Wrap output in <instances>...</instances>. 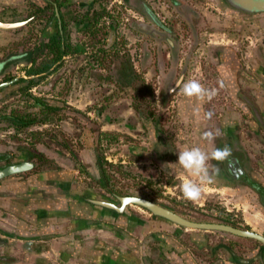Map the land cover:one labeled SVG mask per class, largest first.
<instances>
[{
  "label": "crops",
  "instance_id": "0c3cea01",
  "mask_svg": "<svg viewBox=\"0 0 264 264\" xmlns=\"http://www.w3.org/2000/svg\"><path fill=\"white\" fill-rule=\"evenodd\" d=\"M20 1L0 0V6H30L28 0ZM139 1L142 8L144 0ZM217 4L220 11H227L220 0ZM211 35L218 41L211 43ZM245 38L210 34L213 51L198 66L191 70V64L173 56L169 69L156 74L165 79L162 84L156 82V89L151 86L153 105L173 115L174 126H163L159 135L168 142L166 152V146L155 147L156 133L141 123L130 106L121 115L115 113L114 105L125 101L119 95L124 84L90 88L93 97L87 103H99L94 115L103 120L98 129L89 126L78 135L77 165L58 163L59 157L53 161L43 146L35 150L51 160L54 168L37 172L31 168L0 180V264H264V245L253 244L239 252V247L229 244L228 252L221 247L228 242L210 236L215 232L189 230L137 206L118 213L100 205L102 201L119 206L116 196H124L101 187L97 164L101 146L109 163L137 165L144 156L161 158L165 173L181 183L191 177L177 164L179 150L199 146L211 152L227 146L232 152L229 158L209 161L210 168L219 172L214 183L204 185V195L214 193L228 213L241 214L248 230L264 236V47L252 37L244 45ZM188 80L216 89L217 94L210 101L188 98L177 87ZM109 93L118 95L109 100ZM207 112L213 113L211 119L205 118ZM136 126L144 138L141 148L125 154L112 152L121 140L126 141L123 147L128 146L134 137L131 128ZM217 129L220 135L213 142L202 139L203 132ZM25 152L11 148L0 154L9 158L18 153L16 158H23L19 163L32 164Z\"/></svg>",
  "mask_w": 264,
  "mask_h": 264
},
{
  "label": "rangeland",
  "instance_id": "374dc122",
  "mask_svg": "<svg viewBox=\"0 0 264 264\" xmlns=\"http://www.w3.org/2000/svg\"><path fill=\"white\" fill-rule=\"evenodd\" d=\"M217 1L144 0L145 9L156 17L160 22L158 25L150 16L148 17L141 11V6L135 0H95L92 6L93 13L90 11L88 14L94 20L96 27L89 31V34L80 30L76 35L81 52L69 55L70 57L66 56L61 67L52 75L43 80L35 79L36 84L30 90V94L33 96L57 99L63 108L53 114L50 113L51 116L47 115L52 119L49 124H39L26 129H17L8 121L0 120V152H8L11 148H15L17 151L23 149L32 151L45 146L47 157L50 156L51 159L59 157L58 163L64 165L72 164L74 166L73 161L77 165L76 139L78 135L89 126L98 129L100 126L98 124H101L103 120L102 117L94 115L100 109L97 107L99 103L95 106L93 103H87L93 97L89 92L90 88L97 84L110 86L123 83L121 77L116 74L117 69L111 63V56L101 59L102 54L97 51L99 48L97 40H101V43L104 39L107 40L109 37L107 33L110 30L113 31L114 39L118 43L115 50L128 54L135 71L153 88H155L154 85H158L157 81L161 84L164 81V76L158 78L156 74L169 69L173 63V56L181 59L183 64H191V70L198 66L206 58V53L213 51L209 49L211 47L210 34L226 33L227 37L240 38H245L248 35L246 40H243L244 45L249 42L248 37H252L258 39V44L264 47V15L252 16L243 12L238 14L222 12L218 9ZM17 2L21 1L17 0ZM32 9L27 4L15 9H6L0 14V20L7 23L22 22L30 15ZM62 9L66 32L70 29L73 20L75 21L77 18L84 20L86 17L84 14H86L87 6H83L82 3H75ZM188 9L194 12L192 13ZM46 22L40 20L33 22L32 20L17 30H4L5 34L0 35V57L4 52L14 53L30 48L34 44L45 42L47 38L42 32L47 27ZM89 22L91 23V21ZM165 30L168 31L166 38L170 40L171 44L176 45L175 53L165 40L163 35ZM2 31L0 30V34H3ZM210 37V39L215 38L214 35ZM215 41L218 39H213L211 43ZM91 44L94 46L91 47ZM255 45H257V41H255ZM108 52L110 53V51ZM187 56L190 57V62L186 61ZM161 65L164 67L161 68ZM26 69L24 64L10 67L6 71L7 76H25ZM2 79L3 77L0 76V83ZM123 87L124 89L119 95L121 98H125V101L121 102L120 106L114 105L116 106L115 113L120 115L134 102L133 87L127 84H124ZM111 94L109 93L106 98L112 100V97L118 95L113 93L115 95L110 97ZM102 96L101 93L97 100H101ZM158 109L152 102L150 107L152 116L159 120L162 127H173L171 111L164 112V110ZM15 110L18 111V114L31 113L39 116L37 110L30 103L23 102L20 93L2 94L0 116ZM134 129L135 132H133ZM131 130L134 137H131V141H127L128 146L123 147L122 145L126 141L121 140L123 143L120 146H115L116 149H113L112 152L123 151L125 154L129 150L131 152L132 149L141 148L139 144L144 138L139 134L137 126ZM131 138L128 137L129 140ZM99 153L103 157L104 147L101 146ZM144 157L141 164L123 165L115 161L117 163L112 164L118 167L107 168L110 175L113 176V180H110L112 193L138 194L142 198L173 209L176 213L194 222L216 223L219 220H228L240 227H247L241 214L228 213L227 207L220 204L221 200L214 193L210 195L203 193L201 199L196 202L186 199L181 190V180L173 179L165 173V162L160 160L161 158L155 157L152 160L148 156ZM83 159H86V152H83ZM80 169L82 170L84 167L82 166ZM210 236H217L216 240L220 239L221 242L236 245L232 247L233 249L239 247V252L245 247L256 244L250 240L237 239L236 236L226 233L215 232Z\"/></svg>",
  "mask_w": 264,
  "mask_h": 264
},
{
  "label": "trees",
  "instance_id": "16d2710c",
  "mask_svg": "<svg viewBox=\"0 0 264 264\" xmlns=\"http://www.w3.org/2000/svg\"><path fill=\"white\" fill-rule=\"evenodd\" d=\"M135 1L140 6V1L139 0H135ZM220 1L222 2L224 0H220ZM83 2L85 4L91 5L92 3H94V0H85V1L61 0L57 2L54 0H28V3L33 9L30 15H28L24 20H22V22L26 24L32 20L33 22H36V20H40L45 22L47 21L46 22L47 25L50 24L52 26L48 28L45 27L46 31L43 30L42 32V34H44V37L47 38L46 42L40 44H34L30 48H26L21 51H16L14 53L4 52L3 55L0 57V76L3 77L1 83H9L7 86L0 88V98L2 94L14 95L16 93H20L23 102L30 103L31 106L37 110L36 112L39 113V116L31 113H26V115L18 114L17 113L18 111L15 110L14 112L12 111L9 112L8 114H3L2 116H0V120L8 121L13 126L17 127V129H26L39 124L41 125L49 124V122L52 121V119L49 118L47 115L51 116L53 112L57 110H61L63 108V106H61L60 102L57 99L55 100L53 98L33 96L30 94V90L31 87H33L36 84L35 79L43 80L47 76L52 75L57 71V69L61 67V65L64 62V58L66 56L74 55L81 52V48L78 44L76 35L80 30L84 33L87 32L89 34V31H91L96 27V25L93 22L94 20L91 17H88V12L86 11V14H84L86 15L85 19L78 20L77 18V20L76 19L75 21L73 20V23H71L70 25V29L68 30V32H66L64 20L60 19L61 16L57 17V14L55 12V6L57 8L60 7L61 5L67 7L75 3H83ZM234 7L232 6L231 3L229 4L228 6L229 10L227 9L229 13L233 12L238 14L239 12H243V13H248L252 16L264 15V13H251V12L243 11L240 8L236 9ZM6 9H10V8L0 6V14L3 13ZM141 11L144 12V14H146L148 17L150 16L149 12L145 9V6H142ZM0 21L3 22L2 20ZM89 21H91V23ZM19 28H21V26L9 30H17ZM107 34H109L110 38L108 37L107 40L104 39L103 43L100 42L101 40H97L99 45L97 51L102 54L101 59L111 56L110 57L111 63L112 65L114 64L115 68L120 74V77L123 82L122 84H127L133 87L134 102L133 104L131 103L130 107L132 108L134 114L137 115V117L140 119L141 123L144 126L148 125L149 130L156 133L154 134L155 137L153 138L152 141L155 147L161 148L163 146H166L164 149V152H166L168 149V142L162 140L161 136H159L163 132L162 126L160 125L159 120L154 118L152 116V113L150 112V107L153 102L152 89L150 85L147 84L133 68L131 57L126 53H121L118 50H115L116 45L114 41L115 39L113 36V31L110 30L108 31ZM167 34L168 31L166 30L163 31V35L165 36L166 42L170 44L171 50L175 53L176 45L171 44L170 40L166 38ZM116 44L118 43L116 42ZM90 46L93 47L94 44H91ZM108 51H110V53ZM20 64H24L27 67L25 71L26 72L25 76H18V77L7 76L6 71L9 70L10 67ZM92 133H95V131L93 130ZM19 151L25 152L22 150ZM174 152L175 151L173 150L172 155H175ZM25 153L29 159V162L32 163L33 166L32 169L30 170L31 172H37L39 170H45V169H52L55 167L51 160L45 157V155L36 152L35 150L31 151L29 149V151ZM17 155L18 153H15V155H12V157L8 158V155L0 154V163L1 162L3 163L1 164L0 167L4 168L8 165L21 164L19 162H21L23 158L21 157L16 158ZM97 164L100 169V175H101L100 182L103 183L101 184L102 185L101 187L102 188L104 187V189L112 192V189L110 188L111 187L110 180H113V176L110 175V172L107 170V168L113 169L118 166L104 160L101 154L97 155ZM121 195L139 196L138 194L135 193H131V194L129 193V195L128 194H121ZM232 227L241 230H245V229L248 230V228L246 227H240V226H232ZM247 240L256 242V244H260V246H262V244L258 241L252 239H247ZM253 259L256 258L254 257Z\"/></svg>",
  "mask_w": 264,
  "mask_h": 264
},
{
  "label": "clouds",
  "instance_id": "9594fccd",
  "mask_svg": "<svg viewBox=\"0 0 264 264\" xmlns=\"http://www.w3.org/2000/svg\"><path fill=\"white\" fill-rule=\"evenodd\" d=\"M177 87L182 89L183 94L188 98H195L198 101L211 100L217 93L216 89L205 88L196 80L187 82H178ZM213 113L207 112L206 119H211ZM220 135L219 129L214 131H205L202 133V139L213 142ZM231 149L227 146L224 148H215L211 152L205 151L202 147L194 146L179 150V166L188 173L189 179H184L181 184L183 196L196 202L201 199L204 193V185L215 182V177L219 169L210 168L209 161L216 160L222 162L231 156Z\"/></svg>",
  "mask_w": 264,
  "mask_h": 264
},
{
  "label": "water",
  "instance_id": "95a60500",
  "mask_svg": "<svg viewBox=\"0 0 264 264\" xmlns=\"http://www.w3.org/2000/svg\"><path fill=\"white\" fill-rule=\"evenodd\" d=\"M236 2H237L236 5L234 3L233 5L235 7L240 8L243 11L251 12V13H264V0H236ZM149 15L156 24L160 25V22L156 19V17L153 14L149 12ZM23 24H24L23 22L7 23L0 21V30L15 29L22 26ZM8 84L9 83H1L0 88L5 87ZM31 168H32V164L29 163L13 164L6 166L4 168H0V180L25 172L27 170H30ZM116 198L119 202V206H115L112 203H107L102 201L100 202V205L106 208H110L118 213L123 212L124 208L127 206H137L139 208L148 211L153 216L161 217L165 220H168L169 222H172L180 227L189 230L220 231L240 238L252 239L264 245V236L249 230H241L223 224L200 223V222L190 221L142 197L116 196Z\"/></svg>",
  "mask_w": 264,
  "mask_h": 264
},
{
  "label": "flooded vegetation",
  "instance_id": "af4514ba",
  "mask_svg": "<svg viewBox=\"0 0 264 264\" xmlns=\"http://www.w3.org/2000/svg\"><path fill=\"white\" fill-rule=\"evenodd\" d=\"M54 1H61V0H54ZM83 1H85V0H83ZM94 3H95V0H94ZM94 3H92L91 5L90 4H85L84 2L82 3V5L83 6H87V12H90V11H92L93 10V8H92V6H93V4ZM222 3L224 4V10H227L228 9V6H229V4L231 3L232 4V6L234 7V5H233V3L236 5V0H224V1H222ZM73 5V4H72ZM62 8H67L66 6H60V7H56L55 6V12H56V14H57V17L59 16H61L60 17V19L62 20L63 19V17H62V11H63V9ZM234 8H238V7H234ZM229 10V9H228ZM225 11V12H227V13H229V11ZM90 13H93V11L92 12H90ZM233 13V12H232ZM88 17H89V14H88ZM59 22V21H58ZM25 24V23H24ZM46 42V41H45ZM1 84V83H0ZM153 202V201H152ZM154 203V202H153ZM156 204V203H155ZM157 205H159V204H157ZM159 206H161V207H163V208H166V209H168V210H170V211H172V212H174V213H176L175 211H173V209H170V208H168V207H165V206H162V205H159ZM176 214H178V213H176ZM179 216H181V217H183L182 215H180V214H178ZM183 218H185V217H183ZM185 219H187V218H185ZM189 220V219H188ZM190 221H192V220H190ZM200 223H214V222H200ZM215 224H223V225H227V226H238L236 223L234 224V222L233 221H226V220H223V221H220L219 220V222H216ZM234 228V227H233ZM246 230V229H245ZM250 231V230H249ZM210 232H220V231H210ZM220 233H225V232H220ZM226 234H228V233H226ZM228 235H231V234H228ZM234 236V235H233ZM221 247L223 248V250H225V251H228L229 252V250H227V249H229V244L228 245H224V243H221Z\"/></svg>",
  "mask_w": 264,
  "mask_h": 264
},
{
  "label": "bare ground",
  "instance_id": "6f19581e",
  "mask_svg": "<svg viewBox=\"0 0 264 264\" xmlns=\"http://www.w3.org/2000/svg\"><path fill=\"white\" fill-rule=\"evenodd\" d=\"M209 232V231H208Z\"/></svg>",
  "mask_w": 264,
  "mask_h": 264
}]
</instances>
